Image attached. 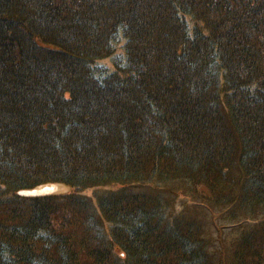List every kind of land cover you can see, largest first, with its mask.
<instances>
[{"label": "trees", "instance_id": "trees-1", "mask_svg": "<svg viewBox=\"0 0 264 264\" xmlns=\"http://www.w3.org/2000/svg\"><path fill=\"white\" fill-rule=\"evenodd\" d=\"M0 264H264V0H0Z\"/></svg>", "mask_w": 264, "mask_h": 264}, {"label": "rangeland", "instance_id": "rangeland-1", "mask_svg": "<svg viewBox=\"0 0 264 264\" xmlns=\"http://www.w3.org/2000/svg\"><path fill=\"white\" fill-rule=\"evenodd\" d=\"M124 54L123 49L119 46L117 49L116 55H122ZM114 56L102 59L100 63L104 65L111 66L113 64V58ZM181 184H177V186H180ZM112 187H117L116 185ZM110 186H101L98 188H89L86 193L88 195H93L96 191L101 190H107ZM69 186H65L64 190H69ZM170 187L164 188V193L166 194V197L173 201L174 206L176 209H182V207L186 208V210L190 211V214H192V209L197 210L196 214L198 215L195 220L200 223V225H203V231H204V224L206 231L210 234L211 238L214 239V249L220 252V256H225V250L226 246L231 244V242L234 240V238L241 235L240 232L244 229V227H240L236 223L238 217L242 218L241 216L234 217L230 215L229 213H224V211L220 209H213L205 207L199 203L198 199H195L196 196L191 193H186V190H178L174 193H171L169 191ZM173 190V189H172ZM245 223L250 224L251 228L255 225V222L253 220H247ZM226 262V261H225Z\"/></svg>", "mask_w": 264, "mask_h": 264}, {"label": "water", "instance_id": "water-1", "mask_svg": "<svg viewBox=\"0 0 264 264\" xmlns=\"http://www.w3.org/2000/svg\"><path fill=\"white\" fill-rule=\"evenodd\" d=\"M64 187L58 183H44L29 189H22L19 194L25 196H42L54 194L61 191Z\"/></svg>", "mask_w": 264, "mask_h": 264}]
</instances>
